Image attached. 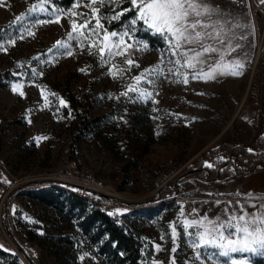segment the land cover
Returning <instances> with one entry per match:
<instances>
[{"label":"rangeland","instance_id":"obj_1","mask_svg":"<svg viewBox=\"0 0 264 264\" xmlns=\"http://www.w3.org/2000/svg\"><path fill=\"white\" fill-rule=\"evenodd\" d=\"M35 2L0 0V35L4 36L0 42L16 34L14 18ZM212 3L231 10L248 25L237 29L247 36L240 41L243 48L238 50L239 57L247 53L243 75L221 76L208 82L189 77L187 85L162 77L154 88L144 85L153 92L157 103L132 102L125 97L108 99V94L123 91L122 82L106 75L107 69L98 67L97 58L86 52L77 50L72 57L52 60L54 53L48 49L57 40L66 39L70 30L67 17H62L60 24L37 26L34 37L17 40L7 52L0 51V72L9 71L14 76L0 87V174L12 187L0 188V218L3 202L9 197L11 229L9 235L0 220V245L17 254L13 258L0 253V264H108L96 245L81 233L76 216L26 193L29 184L43 185L66 167L101 180L103 191L134 205L132 216L124 221L132 227L130 219L137 218L141 233L152 242V262L162 264L170 261L173 242L169 224L176 221L183 200L191 201L201 215L215 216L229 201L234 205L240 199L243 203L242 196L236 193L264 194L262 166L239 178L204 185H198L193 174L182 175L173 185L175 193L170 202L149 201L179 172L219 143L246 146L264 130V4L260 0ZM71 4L60 5L55 0L56 7L67 9ZM77 11L88 12L84 7ZM137 38L147 42L149 50L135 53L140 69L134 68L133 76L157 63L163 47L159 36L148 40L138 31ZM89 65L87 74L79 71ZM33 67L43 75L33 77ZM20 73L25 74L23 78ZM21 82L23 97L11 90L13 83ZM44 96L50 101L47 106ZM58 97L67 102V107L59 105ZM36 137L47 139L37 142ZM217 200L221 201L219 206L215 204ZM177 233V264H198L191 259L194 253L189 237L182 228L178 227ZM24 240L30 244L23 248L31 256L30 261L18 248ZM157 244L160 251L154 247ZM84 252L89 257L81 262L79 256ZM255 258H261L264 264V256L259 255L249 257L251 264Z\"/></svg>","mask_w":264,"mask_h":264},{"label":"snow or ice","instance_id":"obj_2","mask_svg":"<svg viewBox=\"0 0 264 264\" xmlns=\"http://www.w3.org/2000/svg\"><path fill=\"white\" fill-rule=\"evenodd\" d=\"M232 2L241 3L242 0ZM260 3L264 4V0H260ZM125 4L128 6L124 7ZM81 7L88 12H78L77 9ZM105 8L110 11H104ZM127 13L132 15L126 17ZM41 16L47 18L41 19ZM62 17L68 18L70 30L65 40H57L48 49L49 53H54L51 59L72 57L77 50L96 57L97 66L107 69L106 75L122 82L123 91L118 95L108 94V99L125 97L132 102L151 100L157 103L153 92L144 85L154 88L162 77L187 85L189 77L208 82L221 76H241L244 72L247 53L239 57L238 50L243 48L240 41L246 40L247 36L242 31L237 32V29L243 30L248 25L242 23L231 10L214 5L212 0H73L67 9L56 7L55 0H36L29 4L25 13L14 18L12 24L17 25L16 34L8 36L6 42H0V51L7 52L8 46H14L17 40L34 37L37 26L60 24ZM113 22L119 24L118 30L108 27ZM140 27L159 36L163 47L159 50L157 63L133 76L132 70L140 69L135 53L149 50V44L137 38ZM0 41H4V36L0 35ZM234 53L237 55L234 56ZM33 59L39 60V57ZM90 67L85 66L79 71L87 74ZM31 74L33 77L43 75L35 67L31 69ZM19 75L23 78L25 74ZM23 87L22 82L13 83L11 90L23 97ZM52 95L55 96V93ZM57 99L60 106L67 107L63 98ZM44 100L47 106L50 103L48 97L44 96ZM35 139L39 142L47 137ZM248 151L253 150L249 148ZM205 167L212 168L213 165L206 161ZM2 182L10 183L7 178ZM235 195L242 196L243 203L240 199L234 205L229 201L221 214L215 216L207 213L201 215L196 208L186 213L185 205L180 204L176 221L169 224L173 242L169 264H177L178 227L189 237L194 253L191 259L198 264H251V255L264 256V194L249 192ZM220 203L219 200L215 202L217 206ZM108 214H123V211L115 209ZM40 234L43 235L42 232ZM154 247L157 251L161 250L158 244ZM86 257H89V253L84 252L79 260L83 262ZM152 264L162 262L154 260Z\"/></svg>","mask_w":264,"mask_h":264},{"label":"trees","instance_id":"obj_3","mask_svg":"<svg viewBox=\"0 0 264 264\" xmlns=\"http://www.w3.org/2000/svg\"><path fill=\"white\" fill-rule=\"evenodd\" d=\"M58 2L60 5H67L71 4L73 0H58ZM123 6L127 7L128 5ZM131 15L132 13H127L126 17ZM117 26L119 27L118 23L108 27L111 30ZM139 34L148 40L155 38L143 27H140ZM13 77L9 71L0 72V87L5 86L6 81ZM249 148L253 151L249 152ZM220 157L224 159L221 160ZM206 161L213 167H205ZM262 166H264V130L246 146L234 145L229 142L219 143L216 148L203 153L189 168L179 172L169 185L160 188L149 198V201L154 203L170 202L175 193L173 185L182 175L193 174L197 184L204 185L207 182H220L225 178H239L250 170L259 169ZM26 193L43 204L76 216L81 233L96 245L97 252L105 258L108 264H152L153 245L141 233L142 227L137 222V218L130 219L132 227L124 221L133 213L120 221L114 220L107 213L99 211L96 205L56 184L28 190ZM8 201L9 197L3 202V213L0 220L5 231L11 235L9 217L7 216ZM18 248L28 261L32 260L21 246L18 245ZM0 253L11 255L13 258L17 257L15 252L5 251L3 247L0 248ZM262 263L261 258H255L253 264Z\"/></svg>","mask_w":264,"mask_h":264},{"label":"built area","instance_id":"obj_4","mask_svg":"<svg viewBox=\"0 0 264 264\" xmlns=\"http://www.w3.org/2000/svg\"><path fill=\"white\" fill-rule=\"evenodd\" d=\"M3 180L4 178L0 174V188L10 190L12 187L9 186V183H3ZM50 184L61 186L64 189L86 199L87 201L96 205L99 211L103 213L108 214L115 209H121L123 211V214L112 216L108 214L109 217L114 220L120 221L125 216L134 212V205L132 203L120 200L115 196L109 194L108 192L103 191L105 186L102 184L101 180H98L89 174H82L75 168L66 167L64 169L56 171L53 176H51V180L46 181V183L43 185L47 186ZM43 185L29 184L26 189L36 190ZM182 203L185 205L186 213L191 212V210L194 208L192 202L189 200H183ZM21 247L29 248L30 244L28 243V241L24 240Z\"/></svg>","mask_w":264,"mask_h":264}]
</instances>
